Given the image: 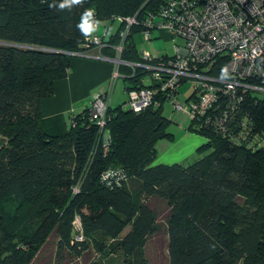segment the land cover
<instances>
[{"label":"trees","instance_id":"trees-1","mask_svg":"<svg viewBox=\"0 0 264 264\" xmlns=\"http://www.w3.org/2000/svg\"><path fill=\"white\" fill-rule=\"evenodd\" d=\"M61 2L0 0V264H22L25 249L46 236L76 256L92 250L147 264L144 250L160 235L168 264H264V93L242 89L240 104L219 97L208 122L207 114L189 120L188 131L206 142L187 166L155 164L157 142L173 135L161 84L142 68L119 66L118 74L125 94L152 91V106L136 113L127 99L109 105L103 127L87 107L64 134L48 135L39 104L67 77L71 59L113 60L121 43L120 59L141 63L133 37L166 0H84L59 10ZM88 8L106 25L104 48L77 28ZM126 19L134 24L123 38ZM224 65L220 58L209 75L221 78ZM249 84L264 89V81ZM225 111L232 113L222 123Z\"/></svg>","mask_w":264,"mask_h":264},{"label":"built area","instance_id":"built-area-1","mask_svg":"<svg viewBox=\"0 0 264 264\" xmlns=\"http://www.w3.org/2000/svg\"><path fill=\"white\" fill-rule=\"evenodd\" d=\"M95 19L98 20L96 16ZM123 22L125 26L120 36L124 38L134 19ZM98 27L86 40L101 49L105 44L96 34ZM153 31L165 35V39L167 36L172 42L180 40L183 45H174L175 55L165 60L147 52L140 53L141 63L138 64L120 59L121 43L116 47L117 55L113 60L98 55L92 58L112 64L113 81L122 78L118 74L119 66L148 70L151 78L160 82L165 101L174 112L185 115L188 120L208 115V122L209 112L219 97L240 104L242 89L264 93V89L249 84L250 81H264V0H166L158 15L144 26L143 39L151 40ZM220 58L225 60L226 79L209 75V70ZM187 81L192 82V97L183 103L178 102L180 85ZM105 94L96 96L88 107L90 118L101 127L109 106ZM126 96L125 105L136 113L153 104V92L149 89L132 90ZM231 113L225 111L217 116L223 117V123ZM73 229L76 241L81 242L77 218Z\"/></svg>","mask_w":264,"mask_h":264},{"label":"crops","instance_id":"crops-1","mask_svg":"<svg viewBox=\"0 0 264 264\" xmlns=\"http://www.w3.org/2000/svg\"><path fill=\"white\" fill-rule=\"evenodd\" d=\"M104 32L106 30L101 29L99 23L97 33L101 36V34L104 35ZM157 38H160L159 33H157ZM175 42L174 45H183L182 41L181 45ZM91 54L96 55L95 50L91 51ZM162 56L168 55H159L158 57ZM112 73L113 66L109 62L95 58H72L67 77L56 82L53 95L42 100L39 104V123L42 130L51 136L64 134L69 128L71 116L81 113L96 96L103 93H106V100L111 106L112 101L116 98V85L119 81L122 82V79L113 81ZM124 95H126L125 92ZM186 100L188 97L184 101ZM114 102L113 105L118 103ZM181 115V119L178 120L181 124H178L177 130L182 137L177 140L175 136L172 141L161 140L157 142L155 152L156 156L159 155V157L156 158V165H184L183 163L193 155L198 154L197 150L204 145L195 133L188 131L189 124L186 127L184 120L187 122L189 120L185 115Z\"/></svg>","mask_w":264,"mask_h":264},{"label":"rangeland","instance_id":"rangeland-1","mask_svg":"<svg viewBox=\"0 0 264 264\" xmlns=\"http://www.w3.org/2000/svg\"><path fill=\"white\" fill-rule=\"evenodd\" d=\"M119 23L113 22L110 25L109 28V34H113ZM106 25L104 23H100V28L104 29ZM156 31L152 32V39L149 41H145L143 39L142 32L135 34L133 40L135 47L139 53L147 52L151 54L152 56H159V55H168L173 56L174 55V42H172L170 39H165V35H160V38H157ZM108 34V35H109ZM178 45H181L182 42L180 40H176L175 42ZM122 81V80H121ZM116 92L114 101L118 102L111 107H115L119 104H121L123 101L127 99V96L124 95L123 91V84L122 82H118L116 85ZM192 92V82L187 81L184 83L180 89H179V95L177 96L178 102L183 103L184 100L191 94ZM123 96V97H122ZM118 100V101H117ZM114 102V103H115ZM163 116H165L168 120H170V124L168 127V131L173 135V137L180 139L182 135H179V132L177 130L178 124H181V122H178V120L181 119V114H178L177 112H174L172 107L170 106L168 101H165L163 104L162 109ZM177 120V121H176ZM188 120V119H187ZM186 122V127L189 124V121ZM194 134V132H193ZM198 138H200L203 141V144L206 142L205 139L199 135L196 134ZM203 155L202 154H195L192 157H190L182 166H187L189 164H192L194 161L200 159ZM159 157V155L156 156V158ZM157 161V159H156ZM43 241L37 246H29L25 249L26 252L22 253V264H85L86 261H100L104 264H122V260L118 254H108V255H98L95 253V251H90V253L81 254V255H74L70 252L63 250L60 251L56 247V239L54 236H46V238L42 239ZM83 241V240H82ZM81 241V242H82ZM144 258L146 260L147 264H168V256H167V241L164 236L155 237L151 241L148 242L145 250H144Z\"/></svg>","mask_w":264,"mask_h":264},{"label":"clouds","instance_id":"clouds-1","mask_svg":"<svg viewBox=\"0 0 264 264\" xmlns=\"http://www.w3.org/2000/svg\"><path fill=\"white\" fill-rule=\"evenodd\" d=\"M83 3H84V0H62V2L59 3L58 8L59 10H64V9L71 10L74 5H82ZM50 7H57V5L53 4V5H50ZM99 23L100 22L95 19V9L88 8L82 13V16H81L79 24L77 25V28L79 29V31L85 38H88L92 35V33L99 26ZM83 58H92V57H83ZM227 75H228L227 69L226 68L222 69L221 79L227 78Z\"/></svg>","mask_w":264,"mask_h":264}]
</instances>
